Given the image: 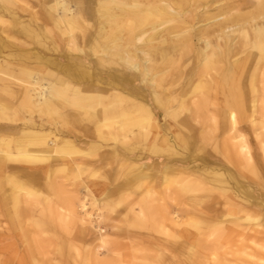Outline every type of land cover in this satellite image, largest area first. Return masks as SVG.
I'll use <instances>...</instances> for the list:
<instances>
[{
	"label": "bare ground",
	"instance_id": "bare-ground-1",
	"mask_svg": "<svg viewBox=\"0 0 264 264\" xmlns=\"http://www.w3.org/2000/svg\"><path fill=\"white\" fill-rule=\"evenodd\" d=\"M201 1L185 0L191 6L190 12L204 7L205 4H198ZM211 1L228 2L218 6L219 14L203 17L207 21L215 18L212 29L207 27L197 31L202 46L197 48L196 54L201 58L203 68L201 72L198 70L199 81L189 93L199 95L201 92V97L194 103V116L200 115L204 107L213 106L209 90L215 76L210 70H216V61L227 60L234 51L236 32L244 39L250 37L252 46L264 54V0ZM182 3L180 0H0V166L5 162L23 163L24 167L28 166L23 174L29 175L39 170V164L44 162L50 164L51 173L54 170L65 171L74 162L95 161L96 155L90 150L96 142L77 145L65 121L91 123L95 137L100 140L97 142L99 147L106 144L112 154L117 153V145L122 143V138L133 137L134 127L143 129L145 137H148L151 125L156 133L151 150L153 154L165 152L167 158L168 155L176 156L174 162H186L175 150V144L178 147L182 139L173 138L174 144L160 133L162 126L157 116L160 113L167 116L172 109L170 114L175 117L176 108L186 110V107L183 101H179L176 108L169 106L175 96L165 93L168 83L165 87L162 84L167 77L166 71L155 68L154 57V53L159 51L162 61L170 60V54L161 48L164 41L173 42V51L178 48L174 40L180 41L184 48L191 46L196 34L192 36L190 31L197 29L193 25L181 31L176 26L165 27L163 22H158L162 17L166 18L165 21H179L185 16ZM249 7H255L257 13L253 16L250 9L244 12L249 16L238 20L243 13L237 14V11ZM211 35L216 43L221 40L222 44H213L209 38ZM90 51L98 59L120 55L122 70L98 68L88 57ZM139 56L142 63L137 61ZM206 76L207 80L204 79ZM260 78L264 82V73ZM179 91V94H186ZM253 92L246 113L251 126L260 118L258 124H261L262 132L256 135L264 158V93L263 90L257 93L255 88ZM234 108L239 110L234 104H227L223 115L231 133L238 129V115ZM25 109H30L27 116L22 114ZM48 112L57 115L56 120L45 119ZM207 119L214 122L216 116L211 113ZM128 133L131 136H127ZM234 138L233 134L229 136L227 133L224 140L223 148L230 158ZM238 152L248 163L252 161L244 135H240ZM105 159L101 156V161ZM75 164L79 167L78 163ZM154 165L141 163L129 170L130 177L126 181L139 190L138 201L141 203H145L149 194V183L158 181L154 179L157 178ZM186 165L187 168L178 164L164 165L161 184L168 182L182 194L198 197L197 193L204 190L202 182L207 181L211 190L224 194L231 205L229 210L207 206L204 212H194L195 217L189 221L194 227L203 223L222 227L226 223L225 218L230 219L228 224H239L243 220L248 228L260 226L264 217V199L248 187L244 188L248 180L236 178L230 181L225 171L213 166L189 165L188 162ZM198 175L204 180L199 181ZM7 181L16 192L35 195L33 190L22 187L24 183L19 171L8 173ZM84 189L89 191L87 185ZM239 190H243L247 199L240 196ZM102 198L93 197V202L98 203ZM78 208L77 212L63 208L66 212L61 213V221L73 218L96 226L90 221L85 199L79 200ZM130 211L133 213L132 209ZM211 216L215 218L211 220ZM149 218L146 209L140 207L138 222ZM174 219L170 217L168 221L173 222ZM97 231L95 255L97 248L110 240L109 233L101 228ZM263 237L264 232H260L259 239ZM224 261L222 259L219 264H224Z\"/></svg>",
	"mask_w": 264,
	"mask_h": 264
},
{
	"label": "rangeland",
	"instance_id": "rangeland-1",
	"mask_svg": "<svg viewBox=\"0 0 264 264\" xmlns=\"http://www.w3.org/2000/svg\"><path fill=\"white\" fill-rule=\"evenodd\" d=\"M180 1L183 2L181 9L185 16L175 22L165 21L166 18L162 17L158 22H163L165 27L176 26L181 31L193 25L197 29L190 31L192 36L196 34L191 46L189 49L184 48L180 41L174 40L178 48L173 51V42L164 41L161 48L170 54V60L162 61L159 51L154 53V57L157 64L155 68L166 71L167 77L162 84L165 87L168 83L165 93L175 96L169 106L176 108L179 101H183L186 107V110L176 108L178 112L175 117L170 114L172 109H169L167 116L160 113L157 116L162 126L160 133L174 144L173 138L182 139L178 147L175 144V150L186 162H174L176 156L168 155L167 158L165 152L153 154L151 150L156 133L151 125L148 137H145L143 129L134 127L133 137L127 140L121 137L122 143H118L117 153L112 154L106 144L99 147L97 142L100 140L95 137L91 123L65 121L77 145L96 142L90 150L96 155L95 161L74 162L65 171L54 170L51 173L50 164L44 162L39 164V170L29 175L23 174L26 173L25 168H28L23 163L3 162L0 166V264H219L222 259L225 260L224 264H264V237L259 239L260 232H264V217L260 226L251 228L243 220L239 224H228L229 218L223 219L226 223L222 227H213L203 222L194 227L189 222L195 217L194 212H204L207 206L215 207V210L231 208L226 196L215 189L211 190L207 181L202 182L204 190L197 193L198 197L182 194L168 182L161 184L164 165L178 164L187 168L188 162L189 165L217 167L225 171L230 181L236 178L248 180L244 188L248 187L264 199V158L256 135L262 132L261 124H258L260 118L251 126L246 113L254 96L253 88L257 93L262 90L264 93V82L260 78L264 73V54L252 46L250 37L244 39L242 34L236 32L234 51L227 60L216 61V70H210L215 76L209 90L213 106L204 107L201 114L198 113L200 115L194 116V103L201 97V92L199 95L189 93L199 81L198 70L201 72L203 68L201 58L196 54L197 48L202 46L197 31L207 27L212 29L215 18L207 21L203 17L219 14L218 6L228 1L216 3L202 0L198 4L205 6L195 12H190L191 6L186 4L188 2ZM254 8L237 11V14L243 13L238 20L249 16L244 12L250 9L254 16L257 13ZM200 18L201 21L197 22ZM209 38L213 44H222L221 40L216 43L213 35ZM89 54L88 57L98 68L122 70L120 55L98 59L92 56L91 51ZM137 61L142 63L140 56ZM204 79L207 80V76ZM179 90L186 94H179ZM227 104L239 107V110L234 108L238 115V129L234 133L230 132L228 122L223 120ZM29 113L30 109L22 110L25 116ZM211 113L216 116L214 122L207 119ZM35 114L33 112L37 117ZM46 115L44 118L50 121L57 118L52 112ZM226 132L236 137L230 150L231 158L223 148ZM240 135H244L250 147L252 161L249 163L238 152ZM101 156L106 159L101 161ZM147 160L149 162H145ZM150 162L155 164L153 171L157 178L154 179L158 181L149 183V194L145 203H141L138 201L139 190L126 180L134 165ZM11 171H19L24 183L22 187L33 190L35 195L16 192L7 181ZM198 176L199 181L204 180ZM86 185L89 191L84 189ZM240 191V196L246 198L243 190ZM15 195H18L16 199ZM102 196L98 203L93 202V197ZM80 199H85L86 211L91 215L90 221L97 227L73 218L61 221V213L66 212L63 208L79 211ZM140 207L146 209L150 217L141 223L137 219ZM170 217L175 218L173 222L168 221ZM203 218L202 213L201 220ZM98 228L109 233L110 240L105 246L97 248L95 255Z\"/></svg>",
	"mask_w": 264,
	"mask_h": 264
}]
</instances>
